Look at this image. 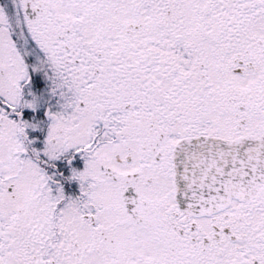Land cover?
Segmentation results:
<instances>
[{
	"label": "snow or ice",
	"instance_id": "obj_1",
	"mask_svg": "<svg viewBox=\"0 0 264 264\" xmlns=\"http://www.w3.org/2000/svg\"><path fill=\"white\" fill-rule=\"evenodd\" d=\"M0 264H264V0H0Z\"/></svg>",
	"mask_w": 264,
	"mask_h": 264
}]
</instances>
